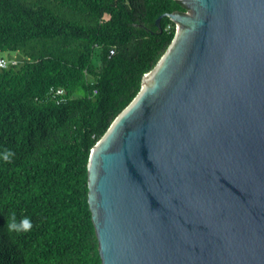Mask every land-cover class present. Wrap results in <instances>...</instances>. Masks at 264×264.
I'll use <instances>...</instances> for the list:
<instances>
[{
    "label": "water",
    "instance_id": "water-1",
    "mask_svg": "<svg viewBox=\"0 0 264 264\" xmlns=\"http://www.w3.org/2000/svg\"><path fill=\"white\" fill-rule=\"evenodd\" d=\"M180 1L91 151L102 264H264V0Z\"/></svg>",
    "mask_w": 264,
    "mask_h": 264
},
{
    "label": "trees",
    "instance_id": "trees-1",
    "mask_svg": "<svg viewBox=\"0 0 264 264\" xmlns=\"http://www.w3.org/2000/svg\"><path fill=\"white\" fill-rule=\"evenodd\" d=\"M188 10L180 0H0V53L20 60L0 67V264H102L92 148L173 41L176 23L164 16L160 30L158 17ZM13 212L31 230L9 233Z\"/></svg>",
    "mask_w": 264,
    "mask_h": 264
},
{
    "label": "clouds",
    "instance_id": "clouds-1",
    "mask_svg": "<svg viewBox=\"0 0 264 264\" xmlns=\"http://www.w3.org/2000/svg\"><path fill=\"white\" fill-rule=\"evenodd\" d=\"M11 152H6L3 154L2 159L4 161H9L12 157ZM5 227L9 233H21L27 232L32 228V222L30 217L24 216L21 219H18L16 214L13 212L7 219L5 223Z\"/></svg>",
    "mask_w": 264,
    "mask_h": 264
},
{
    "label": "built area",
    "instance_id": "built-area-1",
    "mask_svg": "<svg viewBox=\"0 0 264 264\" xmlns=\"http://www.w3.org/2000/svg\"><path fill=\"white\" fill-rule=\"evenodd\" d=\"M20 62V60L17 58V56H13L10 58H5L0 53V67L7 68L11 65H17ZM96 92V90H95ZM50 95L52 98H54L58 103L64 102L67 100V93L64 87L58 86V87H52L50 89Z\"/></svg>",
    "mask_w": 264,
    "mask_h": 264
},
{
    "label": "rangeland",
    "instance_id": "rangeland-1",
    "mask_svg": "<svg viewBox=\"0 0 264 264\" xmlns=\"http://www.w3.org/2000/svg\"><path fill=\"white\" fill-rule=\"evenodd\" d=\"M1 55L5 58H10L11 56L19 55L13 51L1 52Z\"/></svg>",
    "mask_w": 264,
    "mask_h": 264
}]
</instances>
